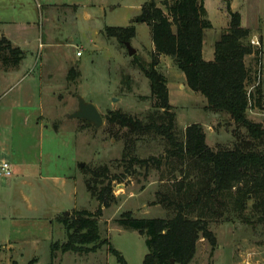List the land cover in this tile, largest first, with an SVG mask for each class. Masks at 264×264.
I'll list each match as a JSON object with an SVG mask.
<instances>
[{
	"label": "rangeland",
	"instance_id": "obj_1",
	"mask_svg": "<svg viewBox=\"0 0 264 264\" xmlns=\"http://www.w3.org/2000/svg\"><path fill=\"white\" fill-rule=\"evenodd\" d=\"M164 1L0 0V34L11 31L25 52L16 67L0 59V160L16 169L12 177L0 174V264H30L34 259V264H121L112 248L127 264L144 263L146 237L117 220L126 212L138 218L173 217L159 201L161 194L176 192L183 167L168 157L162 137L133 136L134 144L127 147L128 130L107 120L110 111L145 120L155 110L157 101L142 65L154 63L166 78L180 136L188 126L200 124L215 152L251 140L229 115L206 110V99L188 88L173 60L156 53L151 28L139 18L148 3L167 14ZM228 2L264 51V0H207L214 28L206 31V59L214 55L215 42L228 26ZM126 27L136 30L130 41L136 50L133 56L107 34V28ZM253 59L247 57L246 64L254 72ZM72 68L78 73L74 80L68 77ZM8 71L13 76L6 80ZM261 82V106L254 101L248 116L264 128V67ZM78 95L96 105L104 119L101 128L71 118L78 109ZM152 157L160 164H153ZM132 158L150 161L146 167L134 162L128 168ZM103 167L109 169L116 202L96 216L100 202L87 182ZM253 203L254 199L247 202L246 214ZM84 210L95 215L101 238L108 243L92 253L57 251L54 256L52 245L67 242L60 221L64 213L73 217ZM230 212L231 219L210 222L216 246L201 239L190 264H264V228H254Z\"/></svg>",
	"mask_w": 264,
	"mask_h": 264
},
{
	"label": "trees",
	"instance_id": "obj_2",
	"mask_svg": "<svg viewBox=\"0 0 264 264\" xmlns=\"http://www.w3.org/2000/svg\"><path fill=\"white\" fill-rule=\"evenodd\" d=\"M204 1L174 0L170 3L166 0L167 14L148 3L139 21L150 26L156 53L170 57L184 73L188 88L206 99V110L229 115L238 127L248 132L251 140L237 142L233 149L215 152L207 145L200 124L188 126L180 136L176 132L166 78L157 71L154 63L148 68L139 65L150 82L151 95L157 101L155 110L145 120L110 111L107 120L128 130L127 147L134 144L133 136L140 138L154 133L162 137L168 145V157L176 159L183 167V182L176 192L161 194L159 201L174 212L173 217L138 218L133 212H126L117 220L123 228L146 237L148 254L143 264H172V261L190 264L201 239L216 246V237L209 224L214 219H231L230 209L254 228H264V128L248 116L254 101L261 106L262 82L255 84L262 72L264 51L251 44V30L242 26V16L233 12L228 2L229 27L215 42L214 59L205 60L206 31L213 26ZM107 34L125 44L136 36V30L134 27L107 28ZM23 55L22 50L14 47L6 37L0 39L3 62L16 67ZM249 56L254 57V72L246 64ZM75 71L72 68L69 72L71 80L78 77ZM252 86L255 88L250 91ZM150 160L155 165L160 164L154 157ZM150 160L132 158L128 168L134 162L146 167ZM108 172L107 167L96 169L92 172V180L87 182L92 195L100 202L96 216L103 207L109 208L116 202L111 186L113 180H109ZM235 188L236 193L233 192ZM251 199L254 203L246 214L247 202ZM94 216L87 210L76 212L73 217L64 215L60 221L67 242L63 245L54 243L53 255L57 251L92 253L107 244L108 241L101 238L99 222ZM111 253L121 264H127L120 252L112 248ZM35 262L34 259L30 264Z\"/></svg>",
	"mask_w": 264,
	"mask_h": 264
},
{
	"label": "water",
	"instance_id": "obj_3",
	"mask_svg": "<svg viewBox=\"0 0 264 264\" xmlns=\"http://www.w3.org/2000/svg\"><path fill=\"white\" fill-rule=\"evenodd\" d=\"M125 46L128 50L129 56H133L136 53V50L132 47L130 42H126ZM77 98L78 109L71 116V118L83 120L84 122L93 125L97 129L101 128L104 125V119L96 105L91 102H87L85 98L80 95H78ZM84 165L85 164H82L81 168H83ZM64 214L69 215V212H66ZM172 264H175V262L172 261Z\"/></svg>",
	"mask_w": 264,
	"mask_h": 264
},
{
	"label": "crops",
	"instance_id": "obj_4",
	"mask_svg": "<svg viewBox=\"0 0 264 264\" xmlns=\"http://www.w3.org/2000/svg\"><path fill=\"white\" fill-rule=\"evenodd\" d=\"M233 1L234 0H231V2L233 3ZM205 2V7H206V10H207V12H208V9H207V0H205L204 1ZM230 6H231V9H232V11L233 12H236V11H234L235 10V8H233L232 6L233 5H231V3H230ZM227 13H228V11H227ZM238 13H240V12H238ZM229 14V13H228ZM240 15H241V13H240ZM242 16V15H241ZM208 18H209V12H208ZM228 26L225 28V29H227L228 27H229V24H230V18L228 17ZM209 20H210V18H209ZM211 21V20H210ZM13 23H15V21H12ZM243 17H242V26L244 27V28H246L244 25H243ZM212 23V22H211ZM17 24V23H16ZM212 26H213V23H212ZM22 28H23V31L25 30V28H26V26L24 25V26H22ZM212 28H214V26L212 27ZM247 29H249V28H247ZM250 30V29H249ZM251 35H252V31H251ZM2 37H6L12 44H13V46L14 47H18V48H20L21 49V47L19 46V45H17V43H16V36L11 32V31H5V32H2L1 34H0V39L2 38ZM253 37H254V34H253ZM252 37V38H253ZM204 46H205V44H204ZM22 50V49H21ZM211 50V47H209V51ZM22 52H23V50H22ZM23 53H25V52H23ZM212 53V52H211ZM78 55V54H77ZM203 55H204V59L205 60H207V61H211V60H213L214 59V55L212 54L211 55V57L209 58V59H206V57H205V47H204V49H203ZM24 57H22L23 59L25 58V54L23 55ZM17 68H15V70H16ZM15 70H12V71H15ZM13 76V72H6V76H4L5 78L4 79H8V78H10V77H12ZM4 160V159H3ZM11 165H12V167H13V171H14V173H15V171H16V169H15V165L14 164H12L11 163Z\"/></svg>",
	"mask_w": 264,
	"mask_h": 264
},
{
	"label": "built area",
	"instance_id": "obj_5",
	"mask_svg": "<svg viewBox=\"0 0 264 264\" xmlns=\"http://www.w3.org/2000/svg\"><path fill=\"white\" fill-rule=\"evenodd\" d=\"M251 44L254 46V47H257V48H260L261 49V42H260V39L257 38V37H254L251 39ZM81 55V52H78V56ZM262 68L260 67V69H262L263 71V67H264V55H263V60H262ZM261 78H262V72L259 73L258 75V80H257V83L255 85H259V83L261 82ZM255 88V86H252L250 91H252L253 89ZM0 174L6 178L8 177H12L13 174H14V171H13V167L11 165V163L7 160H0Z\"/></svg>",
	"mask_w": 264,
	"mask_h": 264
}]
</instances>
